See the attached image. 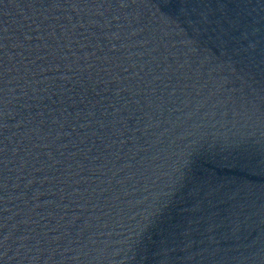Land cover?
<instances>
[{
  "label": "water",
  "instance_id": "95a60500",
  "mask_svg": "<svg viewBox=\"0 0 264 264\" xmlns=\"http://www.w3.org/2000/svg\"><path fill=\"white\" fill-rule=\"evenodd\" d=\"M0 264H264V0H0Z\"/></svg>",
  "mask_w": 264,
  "mask_h": 264
}]
</instances>
